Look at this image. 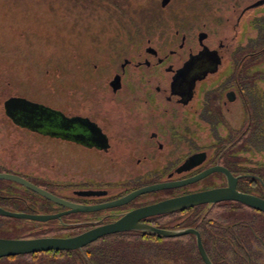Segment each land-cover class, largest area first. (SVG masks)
Segmentation results:
<instances>
[{
	"label": "flooded vegetation",
	"instance_id": "af4514ba",
	"mask_svg": "<svg viewBox=\"0 0 264 264\" xmlns=\"http://www.w3.org/2000/svg\"><path fill=\"white\" fill-rule=\"evenodd\" d=\"M260 1L263 0L249 4L248 0L217 1V9L223 10L214 19V33L205 24L193 38L187 32H163L159 43L154 45L152 38L144 43L139 34L132 49L120 50L114 46H119L116 42L121 35L113 34L108 45L115 50L111 49V64L105 67L110 74L98 86L101 90L107 89V102H103L104 97L103 100L96 97L88 106L77 104L73 98L68 114L50 108L52 112H21L15 122L7 117L16 128L95 153L107 167L123 172L113 181L91 180L96 188L86 187V182L71 186L72 195L62 199L80 205H102L147 186L179 183L214 168H223L236 178L238 192L264 199V4L254 7ZM154 12L157 11L152 8L149 13L154 15ZM158 20L162 21L160 17ZM228 183L224 173H211L193 185L142 195L121 207L64 217H71L70 223L67 220L68 227L77 228L81 234L114 223L134 210L188 194L225 188ZM86 191L104 194L80 195ZM224 204L240 203L224 202L215 206ZM213 206L149 217L141 223L175 230L195 213L203 211L198 223L191 226L202 239L200 224L203 215ZM57 207V213L66 211ZM248 209L211 212L225 215L230 221L242 211L262 214ZM247 219L243 220L248 224ZM172 221L177 222L174 227ZM215 230L216 258L233 252L247 264L253 260L259 264L264 258V240L256 235L255 241L248 243V237L254 236L248 233V225H216ZM140 233L143 232L122 234ZM191 236L194 240L187 243L195 245L202 260L197 239ZM237 239L243 241L236 250L233 244ZM203 246L206 250L204 243ZM87 247L60 251L50 263L71 264L73 260L68 253L83 252ZM49 254L2 258L0 264H13L18 259L31 260L33 264L41 256L50 257ZM189 262L187 258L186 264Z\"/></svg>",
	"mask_w": 264,
	"mask_h": 264
},
{
	"label": "rangeland",
	"instance_id": "374dc122",
	"mask_svg": "<svg viewBox=\"0 0 264 264\" xmlns=\"http://www.w3.org/2000/svg\"><path fill=\"white\" fill-rule=\"evenodd\" d=\"M162 1L0 0V174L25 177L64 199L72 195L71 186L86 182L96 188L91 180L113 181L123 175L95 153L16 128L4 102L24 97L67 114L73 98L90 106L96 97L108 95L98 86L110 74L105 67L111 64L112 48L130 49L139 34L144 43L152 38L154 45L163 32H187L193 38L205 24L214 33V19L223 10L216 7L220 0H171L165 9ZM116 33L121 35L119 46L110 47ZM236 215L231 223L253 216L244 211ZM51 257L41 256L33 264H51ZM31 263L18 259L13 264Z\"/></svg>",
	"mask_w": 264,
	"mask_h": 264
},
{
	"label": "water",
	"instance_id": "95a60500",
	"mask_svg": "<svg viewBox=\"0 0 264 264\" xmlns=\"http://www.w3.org/2000/svg\"><path fill=\"white\" fill-rule=\"evenodd\" d=\"M170 3V0H163L161 6L164 8ZM264 4V0L258 2L254 7ZM5 114L8 118L16 121V116L21 112L35 113V111L47 112L52 110L42 104L32 102L23 97H11L4 102ZM103 138L104 136L97 132ZM104 145V142L101 144ZM221 172L228 177V185L225 188H216L188 194L181 197L169 199L148 207L134 210L114 223L99 226L88 230L84 233L73 237L59 238V237H45L33 239H6L0 238V259L8 257L25 256L31 254L47 253V252H62V251H78L83 248L109 236L127 233L131 231H139L143 233H150L163 239H176L187 235H193L197 239V246L199 254L204 264H213L210 260L202 243L200 233L193 229H161L152 225L141 223L145 218L164 216L177 212H182L204 205H215L224 202H237L250 209L264 214V199L251 194H245L236 190L237 179L223 168L211 169L199 176L193 177L186 181L175 184L152 185L139 189L119 200L114 202L87 206L64 200L53 193L36 186L22 176L14 174H0V181L12 182L20 185L40 197L65 208L66 211L57 214H28L23 212H12L0 207V216L5 218L27 220L38 223H48L50 221L60 220L62 217L70 214H88L121 207L128 204L139 196L165 191L175 188H183L193 185L208 176L211 173ZM104 193L95 191H86L80 193L84 197L101 196Z\"/></svg>",
	"mask_w": 264,
	"mask_h": 264
},
{
	"label": "trees",
	"instance_id": "16d2710c",
	"mask_svg": "<svg viewBox=\"0 0 264 264\" xmlns=\"http://www.w3.org/2000/svg\"><path fill=\"white\" fill-rule=\"evenodd\" d=\"M0 207L8 211L28 214H56L59 210V207L54 203L7 181H0ZM245 208L241 204L214 205L208 213L203 215V221L200 224L202 226V240L213 264H247L235 252L233 254H225V257L216 258V249L214 248L216 225H248V233L254 235V238L250 239L248 237V243L249 241H255L256 235L264 240L263 213L259 215L254 213L252 217L248 218L247 224L243 219L231 223L225 215L211 212L218 209L240 211ZM201 214L195 213L191 219L181 223L179 229L191 228L193 223L197 224L198 217ZM195 217L197 218L194 219ZM70 218L68 216L48 223H38L0 216V238H67L79 235L80 232H78L77 228L68 227L67 220ZM188 240L192 242L194 238L191 235L176 239H163L147 233L135 235L118 234L105 237L91 244L83 252L68 253V257H72L73 261L71 264H186L187 258L190 264H203L197 254L195 245L190 242L187 243ZM240 240L237 239L233 244L236 250L241 247L243 240ZM166 243L169 244L163 247ZM226 247L228 248V246ZM248 249H250L249 244ZM58 253L60 252H50L49 256L55 258ZM60 255L65 256L66 254L61 253ZM249 263L256 264L254 260Z\"/></svg>",
	"mask_w": 264,
	"mask_h": 264
}]
</instances>
